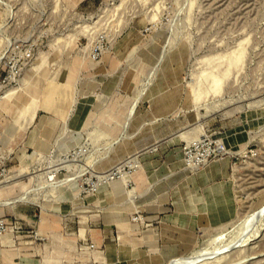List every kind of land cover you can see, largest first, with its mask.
I'll return each instance as SVG.
<instances>
[{"label":"rangeland","instance_id":"1","mask_svg":"<svg viewBox=\"0 0 264 264\" xmlns=\"http://www.w3.org/2000/svg\"><path fill=\"white\" fill-rule=\"evenodd\" d=\"M5 75L0 264H264V0H0Z\"/></svg>","mask_w":264,"mask_h":264},{"label":"bare ground","instance_id":"2","mask_svg":"<svg viewBox=\"0 0 264 264\" xmlns=\"http://www.w3.org/2000/svg\"><path fill=\"white\" fill-rule=\"evenodd\" d=\"M162 54H164V53H162ZM162 59V58H161ZM160 62V61H159ZM153 69H155V68H153ZM151 73V72H150ZM153 74H154V72H153ZM151 79V78H150ZM152 80V79H151ZM147 82V81H146ZM146 82H144L143 84H145ZM150 82V81H149ZM147 85V84H146ZM146 85H144V86H146ZM143 86V87H144ZM148 86V85H147ZM143 88H141V90H142ZM12 90V89H11ZM11 90H9V91H7V93H6V95L5 96H7L8 94H10L11 93ZM144 90V89H143ZM144 93V92H143ZM142 93V94H143ZM140 94V93H139ZM139 94H137V95H139ZM141 95V94H140ZM139 98V97H138ZM142 98V97H141ZM136 99V98H135ZM139 100V99H138ZM137 101V100H136ZM135 104H138V102L137 103H135ZM134 104V105H135ZM131 106V105H130ZM131 113V112H130ZM133 113V112H132ZM131 113V114H132ZM128 120H129V118H128ZM155 121V120H154ZM157 121H158V119H157ZM127 124V123H126ZM125 125V124H124ZM140 130V129H139ZM124 131V130H123ZM65 132V131H64ZM63 132V133H64ZM125 132V131H124ZM137 132V131H136ZM181 133V132H180ZM185 135V134H184ZM125 136V135H124ZM189 136V135H188ZM128 137V136H127ZM130 137H133L132 135L130 136ZM181 137V136H180ZM122 138V137H121ZM126 138V137H125ZM183 139V138H182ZM109 140V139H108ZM115 141V140H114ZM113 141V142H114ZM111 142V141H110ZM109 142V143H110ZM113 142H111L112 144H113ZM57 143V142H56ZM110 143V144H111ZM117 143V142H116ZM108 144V143H107ZM115 145V144H114ZM57 146V145H56ZM107 146V145H106ZM109 146H111L112 147V145H109ZM110 147V148H111ZM114 147V146H113ZM112 147V148H113ZM57 148V147H56ZM112 148H111V150H112ZM105 149V148H104ZM103 149V150H104ZM109 149V148H108ZM110 149H109V151L107 150V155H108V153L111 151ZM104 152V151H103ZM103 154V153H102ZM105 155V154H104ZM107 155H105V156H107ZM102 156V155H101ZM104 157V156H103ZM98 160V159H97ZM100 160V159H99ZM18 170V169H17ZM21 172H14V173H11L10 174V177H9V180L7 181V182H4V183H2L1 185H0V190L1 189H4V190H6V189H8L9 187H10V185H12V184H14V183H16L17 182V180L19 179V174H20ZM45 193V192H44ZM47 195H48V193H47ZM46 195V196H47ZM37 196V195H36ZM28 197L26 196V194L25 193H21V194H19V195H17V196H14V197H8V198H6V200H4V199H1V200H4V201H1L0 200V206H5V205H13V204H16V203H19V202H24V200H26ZM129 198H131V197H129ZM33 200V199H32ZM34 200H36V199H34ZM129 201V200H128ZM126 201H124V203H125ZM34 203V202H33ZM263 206H264V204H263ZM263 206H262V210H263V212H261V213H264V209H263ZM96 208V207H95ZM9 209V208H8ZM259 210H261V209H259ZM256 211H258V209L256 210ZM259 212V211H258ZM250 213V212H249ZM257 213V212H256ZM253 215H255V210H254V213H252ZM260 215V214H259ZM247 216V215H246ZM250 216H251V214H250ZM249 216V217H250ZM261 216V215H260ZM249 217H247V219H246V217H245V219L246 220H249ZM256 218H257V215H256ZM252 219H255V217L254 218H252ZM250 220H251V217H250ZM244 221V220H243ZM253 221V220H252ZM256 221V220H255ZM255 223V222H254ZM242 223H240L239 225H241ZM244 224V223H243ZM247 223H245L244 225H246ZM252 224V226H253V223H251ZM249 225V224H248ZM247 225V226H248ZM250 226V225H249ZM251 227V226H250ZM241 228H244V226L242 227V225H241V227H240V229ZM248 228V230H249V227H246L245 229H247ZM239 229V230H240ZM248 230L246 231V232H248ZM242 233L244 232V230H242L241 231ZM239 234H241V233H239ZM246 234V233H245ZM6 234L5 235H3L2 237L5 239L6 238ZM240 236H242V234L240 235ZM243 236H245V235H243ZM242 238V237H241ZM244 238V237H243ZM236 241H237V243H239L238 242V238L236 239ZM236 241H234L233 243L235 244V242ZM233 243H230V245H226V247L227 246H229V247H227V249L228 248H230L231 247V245L233 246L234 244ZM236 243V244H237ZM227 244H229V243H227ZM223 246V248H226V247H224L225 245H222ZM219 248V247H218ZM222 248V249H223ZM217 249V248H216ZM215 249V250H216ZM221 250V247H220V249L218 250V252ZM223 250H225V249H223ZM217 251V250H216ZM198 252H200V251H198ZM196 253L195 252V254H200L201 255V252L200 253ZM214 252L215 251H213V255H216V254H218L217 252H216V254H214ZM223 252V251H222ZM221 252V253H222ZM208 253V252H207ZM205 254V252L202 254V256H201V258H204L203 257V255ZM209 254V253H208ZM211 255H212V253H210ZM199 255V256H200ZM212 255V256H213ZM209 256V255H208ZM188 257H190V258H173L168 264H183V263H186V262H189L188 260H191V256H188ZM207 257V256H206ZM214 257V256H213ZM212 257V258H213ZM216 257V256H215ZM197 258H199V259H201L200 257H197ZM208 258V257H207ZM192 260H194L193 259V257H192ZM196 261H197V259H196ZM198 262V261H197ZM200 262V261H199ZM190 264H191V262H190ZM197 264V263H196Z\"/></svg>","mask_w":264,"mask_h":264},{"label":"built area","instance_id":"3","mask_svg":"<svg viewBox=\"0 0 264 264\" xmlns=\"http://www.w3.org/2000/svg\"><path fill=\"white\" fill-rule=\"evenodd\" d=\"M91 56L93 58H96L98 56V50L95 48L91 51ZM11 85L10 76L5 75L0 79V100L3 99V93L6 91V89ZM190 162V160H188ZM9 170L6 169V166L3 165L0 167V185L4 182H7L10 177ZM48 180L52 181V176H48ZM8 222L4 218H0V234L7 232L8 230ZM90 247H93V245H90Z\"/></svg>","mask_w":264,"mask_h":264},{"label":"crops","instance_id":"4","mask_svg":"<svg viewBox=\"0 0 264 264\" xmlns=\"http://www.w3.org/2000/svg\"><path fill=\"white\" fill-rule=\"evenodd\" d=\"M131 192H133V191H131ZM0 239H3V240H4L3 237H1ZM107 251H110V254L112 255V252H113V251H112L111 249H109V247H108Z\"/></svg>","mask_w":264,"mask_h":264}]
</instances>
